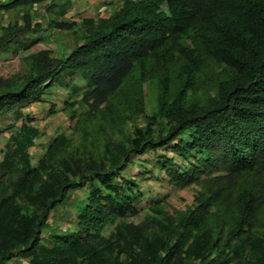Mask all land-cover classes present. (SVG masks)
Returning <instances> with one entry per match:
<instances>
[{
  "label": "trees",
  "instance_id": "trees-1",
  "mask_svg": "<svg viewBox=\"0 0 264 264\" xmlns=\"http://www.w3.org/2000/svg\"><path fill=\"white\" fill-rule=\"evenodd\" d=\"M47 1L54 11L56 0H0V10L24 9L22 22L0 27V52L40 40L31 10ZM81 29L66 56L42 49L23 56V72L0 76V117L41 101L63 74L83 78L86 106L70 116L79 139L61 133L36 164L28 148L38 129L25 123L11 135L0 159V264L15 255L30 264H264V231L255 232L264 208V0H122L110 15L84 18ZM212 62L225 71L215 92L190 99ZM150 76L161 91L158 110L126 133L124 123L145 112L139 84ZM148 153L162 179L200 189L194 206L155 208L164 215L136 223L128 218L144 209L141 181L154 168L128 170L150 163ZM84 187L76 229L44 238L52 210ZM213 209L221 215L209 222Z\"/></svg>",
  "mask_w": 264,
  "mask_h": 264
},
{
  "label": "rangeland",
  "instance_id": "rangeland-1",
  "mask_svg": "<svg viewBox=\"0 0 264 264\" xmlns=\"http://www.w3.org/2000/svg\"><path fill=\"white\" fill-rule=\"evenodd\" d=\"M37 8V10L35 8L32 10V14L34 16V22L40 25L39 30L32 34V38L40 37V40L28 49L20 48L17 49L18 51L0 52V76L9 77L14 73L23 72L25 70L23 56L42 49L51 50V53L57 57L66 56L80 41V37L83 34L81 29L83 23L82 19L84 17L92 16L90 12H87L88 10L71 11L68 18L69 21L73 23V27L64 29L55 24L58 21H63L60 18L61 14L58 16H47V12L43 10V7L38 6ZM13 16L14 15H12V18ZM3 19L4 17H0V27L2 26L1 24H3ZM64 22L67 21L64 20ZM15 48L16 47L11 46L9 50H14ZM224 73L223 65H219L215 62L209 63L199 72L196 86L189 91V98H206L209 93L213 94L215 92L214 86L216 81L223 76ZM151 78L152 77L150 76L145 79L143 83L139 84L144 95L145 112L136 113L135 120L128 119V121L124 123V131L126 133H130L135 124H145V114L154 117L158 110L161 91L159 90L158 80ZM82 79L83 78L80 75L69 77L67 74H63L61 82H56L47 89L45 94H43V99L41 101L18 103L1 116L0 124L3 130L0 135V159L4 157L5 152L9 148L11 135L18 132L25 123L38 129L33 144L28 148V153L32 158L33 164L38 162V159L44 152L47 144L61 133L66 134L74 140H78L79 132L75 128V120H72L70 116L72 112L80 113L86 109L85 104L79 102V88L83 82ZM169 80L170 79H168V82ZM175 83L176 81L174 82L173 79L169 82L172 94L175 91ZM52 106H54V110L51 109ZM155 127L158 130L160 129L161 124L155 123ZM143 158H147L146 160L150 163L146 165L141 162L136 163L129 168L128 172L135 176L139 171L144 172L145 169L154 168V173L151 175L152 173L148 171L147 174H150V176H146V172L143 174V176H146L145 179L141 181V188L146 194L144 209L141 214L135 217H130L128 220L138 223L148 216L160 218L164 215L163 213L155 211V208H159L163 212L172 213L176 210H185L196 204L195 196L200 189L198 185L191 184L184 187H177L169 183L167 180L162 179L164 175L156 165L157 163L154 154L148 153L144 155ZM87 190L88 187L75 190L70 194L71 196H69L66 203L58 205L52 210L48 224L43 229L42 235L44 238L54 232H71L76 229L75 220L77 219L78 207L86 202L87 196L85 195L87 194ZM82 197L84 198L81 199ZM152 197L157 198L159 202L156 203L152 201ZM220 215L221 212H219L218 209H213L209 222L212 218H216ZM235 215L236 210L234 206L231 205L228 214L229 224L232 223ZM216 221L217 219L214 220V222ZM112 229H114V226L112 223H109L106 232L109 233ZM263 231L264 208L258 216L255 229V232L257 233ZM19 256L20 255H15L12 258L15 262L10 264H16V261H19L18 263L25 262V264H30L26 257L20 256L21 258H18Z\"/></svg>",
  "mask_w": 264,
  "mask_h": 264
},
{
  "label": "crops",
  "instance_id": "crops-1",
  "mask_svg": "<svg viewBox=\"0 0 264 264\" xmlns=\"http://www.w3.org/2000/svg\"><path fill=\"white\" fill-rule=\"evenodd\" d=\"M121 1L122 0H56L55 3L57 4V8L54 11H50L49 8H47L49 4L51 3L50 1L42 2L36 5L34 8L37 10L38 9L37 7L41 6L43 7V10L47 12V16L49 15L58 16L61 14L60 18L63 21L66 20L67 22H69L68 17L71 11L74 12V11L88 10L87 12H90V14L92 15L89 17H97L98 15L107 16V15L112 14L116 9H118ZM61 9H65V12L61 13L60 12ZM23 11H24L23 8L11 9V10H0V17H4L2 21L3 24L1 25H5V24H8L10 22H15V21L21 22ZM48 12H51V13H48ZM55 13H58V14H55ZM12 15H14L13 18H12ZM84 18H87V17H84ZM83 198L84 197H82L81 199ZM18 258H21V257L19 256ZM12 262H15V261L13 259H10L6 261V264H10ZM18 262L16 261V264H25V262H22V263L21 262L18 263Z\"/></svg>",
  "mask_w": 264,
  "mask_h": 264
}]
</instances>
